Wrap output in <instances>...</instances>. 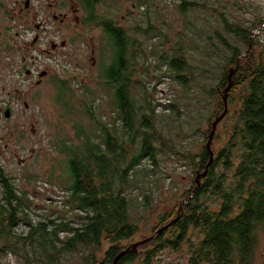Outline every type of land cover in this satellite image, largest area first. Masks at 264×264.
Returning a JSON list of instances; mask_svg holds the SVG:
<instances>
[{
	"label": "trees",
	"instance_id": "obj_1",
	"mask_svg": "<svg viewBox=\"0 0 264 264\" xmlns=\"http://www.w3.org/2000/svg\"><path fill=\"white\" fill-rule=\"evenodd\" d=\"M80 1L87 12L85 24L102 28L108 45L113 48V55L109 54L110 63L102 67L101 79L114 93L121 127L97 119L93 107L86 104L84 112L90 121L86 125L75 124L78 144L70 138L60 139L58 143L59 153L66 157L68 176L64 180L70 194L68 203L85 214L77 226L74 221L62 217H45L34 224L29 215L28 192L18 191L12 178L0 169V264H10L5 261L9 253L15 255L20 264H56L66 254L92 247L102 250L104 244L110 245L104 261L111 264L122 251L131 247L123 243L138 233L128 191L136 187L149 190L152 182L147 177L160 166L161 155L173 153L190 161L198 171L197 176L205 172L210 161L207 146L198 157L180 151L167 141L157 126L160 118L153 102L146 96L144 104L139 105L134 97L136 41L111 17L99 14V5L104 0ZM181 6L184 14L190 7L216 12V9L189 0H182ZM223 19L227 33L251 47L249 54L243 57L240 47L218 33L217 37L231 53L227 57L230 60L225 65L216 64L223 70L218 85L211 89L203 87L217 101V114L210 119L211 126L225 110L223 93L229 87L231 71L236 69L229 92V111L221 121L223 123L228 117L232 121V137L216 151L214 144L221 141L216 134L212 144L215 158L208 175L201 180L195 194L196 181L186 193L187 202L183 203L181 213L177 206L174 213L160 218V227L139 247L150 248L141 255L143 264H154L165 250L181 252L185 245L189 248L188 264L255 262L259 232L264 228V45L257 39L252 40L249 29ZM211 58L210 52L203 57L206 61ZM166 63L169 67L164 75L186 87L207 74V68L190 62L184 44L174 49ZM56 81L57 102L71 114L77 94L68 81ZM169 106L173 105L166 108ZM146 160L152 164L143 167ZM142 180L144 182H140ZM145 194L147 200L142 205L147 207L151 195ZM179 213L177 223L159 234V230L175 221ZM23 223L29 227L25 235L18 232ZM191 231L195 239H189ZM62 234L65 238H61ZM139 256V252L128 254L119 264L133 263ZM91 259L98 262L96 256Z\"/></svg>",
	"mask_w": 264,
	"mask_h": 264
},
{
	"label": "rangeland",
	"instance_id": "obj_2",
	"mask_svg": "<svg viewBox=\"0 0 264 264\" xmlns=\"http://www.w3.org/2000/svg\"><path fill=\"white\" fill-rule=\"evenodd\" d=\"M189 1L207 5L216 12L190 7L184 14L182 0H104L98 12L111 17L136 41L138 60L134 81L137 84L132 89L139 105L144 104L147 96L155 105L160 118L157 126L167 141L174 143L180 151L199 157L209 140L206 134L210 128L212 131L215 122L210 126V119L217 114V101L203 87L211 89L218 85L223 70L216 64L225 65L231 55L217 34L221 33L232 45L240 47L243 57L251 51V47L227 33L223 17L230 23L249 29L252 40L257 39L264 45V0ZM63 3L66 5L64 13L71 18L62 28L60 36L67 45L61 49V55L53 59L55 65L30 64L33 75L28 77L26 71L19 67L22 51L11 55L1 53L3 66H10L8 58L13 56L17 72L12 76L11 70L0 68V169L12 178L18 191L28 192L29 215L34 224L45 217H62L74 221L77 226L85 214L74 210L68 203L70 194L64 180L68 176L66 157L59 153L58 143L60 139L70 138L78 144L75 124L86 125L90 121L84 112L86 104L93 107L97 119L111 126L116 123L118 128L121 122L117 119L114 93L101 79L102 67L110 63L109 54L113 55V48L108 45L102 28L84 24L86 12L79 0H63ZM75 9H79L78 14L74 13ZM74 16L79 17V23ZM48 29L53 30L52 27ZM182 44L193 65L207 68V74L188 87L164 75L168 73L167 58H171L174 49ZM42 48L45 47L40 45L26 52L28 62L32 56L39 57ZM207 52L213 59H203ZM49 69L52 76L38 84V73ZM59 79L68 81L77 94L71 114L57 102L56 80ZM171 104L172 107L166 108ZM8 109L11 110L10 118L5 115ZM231 127L229 117L219 125L217 136L221 141L214 144L216 151L231 140ZM151 164L146 160L142 166ZM159 165L147 177L152 182L149 190L136 187L128 191L132 201V219L138 233L123 243L126 246L149 239L160 227L163 215L174 213L177 206L187 202L185 195L197 179L195 166L173 153L161 155ZM1 188L0 184V192ZM145 192L151 195L147 207L142 205L147 200ZM212 208L215 209L214 206ZM28 230L29 227L23 223L18 232L25 235ZM194 234L191 231L189 239H195ZM65 236L62 234L61 238ZM109 248V244H104L102 250L92 247L69 253L56 264H102ZM149 249H139V258L129 264H143L141 255ZM188 250L185 245L181 252L162 251L154 264H188ZM93 256L97 257V263L91 259ZM5 261L21 263L12 253ZM254 264H264V228L259 232Z\"/></svg>",
	"mask_w": 264,
	"mask_h": 264
},
{
	"label": "flooded vegetation",
	"instance_id": "obj_3",
	"mask_svg": "<svg viewBox=\"0 0 264 264\" xmlns=\"http://www.w3.org/2000/svg\"><path fill=\"white\" fill-rule=\"evenodd\" d=\"M65 6L63 0H0V68L11 70L12 76L17 72L13 56L8 58L10 66L2 65V52L11 55L10 53L22 51L23 57L20 62L22 64H19V67L26 71L28 77L33 75L29 69L30 64L36 66L43 63L42 65L46 67L55 65L53 59L61 55V49L67 45L60 36L63 26L71 18L64 13ZM83 9L85 10L84 7ZM78 11L79 9H75L74 13L78 14ZM75 19L76 22H80L78 16ZM49 27L53 30L50 31ZM40 45L45 48L40 49L39 57L32 56L31 62H28L26 52ZM51 73L50 69L39 72L36 76L37 83L41 84L44 79L51 77ZM102 264L107 263L104 261Z\"/></svg>",
	"mask_w": 264,
	"mask_h": 264
},
{
	"label": "water",
	"instance_id": "obj_4",
	"mask_svg": "<svg viewBox=\"0 0 264 264\" xmlns=\"http://www.w3.org/2000/svg\"><path fill=\"white\" fill-rule=\"evenodd\" d=\"M240 62V60H239ZM239 62H238V65H239ZM238 65H237V68H238ZM236 69L232 70L230 75H229V87L225 90L224 92V103H225V110L223 112L222 115H220L216 121L212 124V131L210 133V136H209V140H208V143H207V149L208 151L210 152V161L208 163V165L206 166V169H205V172L203 174L199 173L198 176H197V179H196V184H197V187L194 191L193 194H195L197 192V190L200 188L202 182L201 180L203 178H205L207 175H208V172H209V169H210V166L213 164L214 162V152L212 150V144H213V141H214V138L217 134V129H218V126L219 124L221 123V121H223L225 119V117L227 116L228 114V111H229V104H228V99H229V92L233 86V75L235 73ZM6 117L7 118H10L11 116V110H7L6 113H5ZM193 198V197H191ZM190 201V200H189ZM184 205L185 204H182L181 207H180V213L182 212L183 208H184ZM180 213H179V216L178 218L173 221L171 224L163 227L162 229L159 230V234H161L164 230H166L167 228H169L170 226H173L177 223V221L179 220L180 218ZM148 240H145V241H142V242H138V243H135L133 244L130 248L122 251L114 260V262L112 264H119L121 259L125 256H127L128 254H131V253H138L139 252V247L143 244H145Z\"/></svg>",
	"mask_w": 264,
	"mask_h": 264
}]
</instances>
